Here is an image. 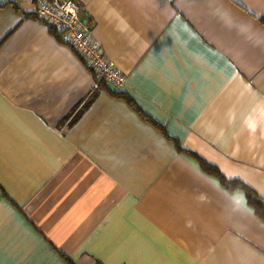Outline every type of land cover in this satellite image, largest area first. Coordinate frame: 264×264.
<instances>
[{
	"label": "crops",
	"instance_id": "obj_1",
	"mask_svg": "<svg viewBox=\"0 0 264 264\" xmlns=\"http://www.w3.org/2000/svg\"><path fill=\"white\" fill-rule=\"evenodd\" d=\"M77 1L124 87L0 0V264H264V0Z\"/></svg>",
	"mask_w": 264,
	"mask_h": 264
},
{
	"label": "built area",
	"instance_id": "obj_2",
	"mask_svg": "<svg viewBox=\"0 0 264 264\" xmlns=\"http://www.w3.org/2000/svg\"><path fill=\"white\" fill-rule=\"evenodd\" d=\"M36 17L53 27L80 54L94 73L96 88L100 82L118 88L126 85V74L105 54L94 36L95 22L83 17L77 0H38Z\"/></svg>",
	"mask_w": 264,
	"mask_h": 264
},
{
	"label": "trees",
	"instance_id": "obj_3",
	"mask_svg": "<svg viewBox=\"0 0 264 264\" xmlns=\"http://www.w3.org/2000/svg\"><path fill=\"white\" fill-rule=\"evenodd\" d=\"M103 85H105V84L103 82L102 83L100 82L99 87L102 88ZM97 93H98V90H96L93 95L96 96ZM93 99L88 100L87 103L76 113V115L72 119H71V117H69V118L65 119L64 121H62L61 126L63 123H68V121H69V124L74 123L78 119V116L82 114V112L89 106L90 103H92ZM128 100H129V102H132L130 99H128ZM140 113H141V116H143L145 119L149 118L147 115L143 114L142 112H140ZM200 161H201L203 168L206 171H208L212 175L217 176L223 182V184H225L229 189L242 188L246 192L251 205L254 206L257 213L262 218H264L263 208L258 203L259 202L258 201L259 196L256 193H254V191L248 185L241 183L237 180H227L223 175H221V173L214 166L207 163L203 159H200Z\"/></svg>",
	"mask_w": 264,
	"mask_h": 264
},
{
	"label": "water",
	"instance_id": "obj_4",
	"mask_svg": "<svg viewBox=\"0 0 264 264\" xmlns=\"http://www.w3.org/2000/svg\"><path fill=\"white\" fill-rule=\"evenodd\" d=\"M259 203V205L263 208V210H264V200H261V201H259L258 202Z\"/></svg>",
	"mask_w": 264,
	"mask_h": 264
},
{
	"label": "rangeland",
	"instance_id": "obj_5",
	"mask_svg": "<svg viewBox=\"0 0 264 264\" xmlns=\"http://www.w3.org/2000/svg\"><path fill=\"white\" fill-rule=\"evenodd\" d=\"M49 25V24H48ZM61 38V37H60Z\"/></svg>",
	"mask_w": 264,
	"mask_h": 264
}]
</instances>
